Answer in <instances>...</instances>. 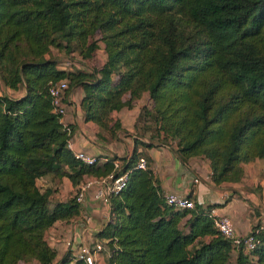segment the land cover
I'll list each match as a JSON object with an SVG mask.
<instances>
[{"label":"trees","instance_id":"obj_1","mask_svg":"<svg viewBox=\"0 0 264 264\" xmlns=\"http://www.w3.org/2000/svg\"><path fill=\"white\" fill-rule=\"evenodd\" d=\"M94 35L105 53L98 67L61 68L49 54ZM62 78L63 100L80 86L83 118L111 134L119 124L108 126L109 113L146 93L135 124L148 141L136 143L161 136L183 162L206 159L213 184L238 182L242 163L264 162V0H0V264H64L46 229L79 214L74 193L84 175L121 171L125 185L96 232L108 239L109 264H230L232 254L233 264H264L259 223L248 231L254 247L235 249L207 214L218 203H165L136 147L101 163L73 157L71 126L67 133L47 90ZM140 156L145 168L135 167ZM47 173L67 176L73 194L49 205V189L36 184Z\"/></svg>","mask_w":264,"mask_h":264},{"label":"crops","instance_id":"obj_2","mask_svg":"<svg viewBox=\"0 0 264 264\" xmlns=\"http://www.w3.org/2000/svg\"><path fill=\"white\" fill-rule=\"evenodd\" d=\"M7 92L9 93L8 89ZM81 95L82 88L80 86H74L68 91L65 100L66 110L59 118L62 125L71 126L70 139L74 150L94 155L98 157V163H101L113 155L128 157L136 147L139 155L145 154L149 158L152 177L161 191L175 192L184 196L189 194L192 201L202 206L218 203L215 206L217 211L230 217L235 231L239 235L246 234L256 223H264V207L259 209L258 215L251 208L255 206L252 196L256 189H248V192H244L243 189L236 186L239 184L238 182L213 184L207 176L209 168L206 159L200 156H191L186 162H183L173 151L172 144L155 141L151 146H145L135 142L136 139L148 141L146 136H142L136 131L135 124L141 106L148 105L149 100L146 93H143L140 98L132 100L130 105L109 113L108 126L114 125L115 122L119 124L112 134L106 129H100L94 121L83 118L79 105ZM64 169L67 170V167L64 166ZM194 178H197V181H194ZM253 179L254 177L250 178V180ZM36 184L40 190L49 189V205L56 201L66 200L74 192V186L65 175L56 176L47 173L38 177ZM257 185L260 186V189L264 186V177L254 183V187ZM258 191L264 198V193L261 190ZM92 195L93 187L87 190L85 203L80 205L79 214L68 220H56L46 229L47 243L56 247V258L63 253L62 244L58 242L60 238L71 236L79 232L80 229L100 228L106 222V213L109 209L98 200L93 199ZM239 198L249 199V205L245 201H238ZM84 215L91 217L90 221L85 224L81 222V217ZM16 264L35 263L19 261Z\"/></svg>","mask_w":264,"mask_h":264},{"label":"built area","instance_id":"obj_3","mask_svg":"<svg viewBox=\"0 0 264 264\" xmlns=\"http://www.w3.org/2000/svg\"><path fill=\"white\" fill-rule=\"evenodd\" d=\"M66 85V79L62 78L50 82L47 88L50 97L51 110L60 116L63 115L66 110L65 101L63 100ZM62 126L68 133L69 127L65 124ZM65 146L71 151L73 157L79 159L83 163L92 164L97 161V157L94 155L81 150H74L70 137L67 138ZM113 165L115 168H119L117 160L113 161ZM135 167H146L144 157L140 156L138 158ZM209 173L210 171L208 170V177ZM126 179L127 171H121L116 175L108 174L102 177L84 175L74 193V199L79 205L84 204L87 190L93 187V199L98 200L103 206L109 209L110 195L119 192L125 185ZM193 180L197 181V178H194ZM163 199L165 203L172 205L175 208H190L194 205L192 199L170 191L163 192ZM207 214L211 218L213 227H215L225 238H228L235 249L242 248L244 251H249L254 247L256 243L254 235L249 232L239 235L235 231L234 224L228 215L219 213L215 206H211L208 209ZM90 218L91 217L88 215H84L81 217V222L84 224L88 223ZM106 218V221L110 218L109 210L106 213ZM100 228L94 230L89 228L80 229L79 232H76L71 236L64 237L63 239L60 238L63 253L65 255L64 264H109L107 262V257L109 256L110 250L106 244L108 239L96 236V232ZM263 228L264 223H259L253 231L257 232Z\"/></svg>","mask_w":264,"mask_h":264},{"label":"rangeland","instance_id":"obj_4","mask_svg":"<svg viewBox=\"0 0 264 264\" xmlns=\"http://www.w3.org/2000/svg\"><path fill=\"white\" fill-rule=\"evenodd\" d=\"M97 37V35H94V37L92 38L89 37L83 44H79L76 40H73L70 44L72 48L70 52H66L64 49H56L55 47H52L49 51V54H52L55 58H58V67L61 68H82L89 70L93 67H98L104 61L105 53L103 50V43ZM92 39L95 41L96 46H91L90 43ZM116 78L117 76L113 75V80H115ZM8 91L11 94L18 93V90ZM159 138H161V136H159ZM158 139H153V142L159 141ZM242 167L243 174L241 179L238 181L239 184H237L236 186L243 189L244 192H248V188L254 187V183H257L260 178L264 177V162L262 158H255L246 163H242ZM253 177L254 179L250 180V178ZM257 186L254 187L256 191H254V195L252 196V201L255 206L251 207L253 209L252 211L255 212L256 215L259 214V209H262L264 207V198H262V195L260 191H258L259 188H257ZM238 201H245V203L249 205V199L239 198ZM64 237H62L61 239H63ZM61 239L58 241L59 243H61ZM233 259L234 256L232 254L230 257V264H233Z\"/></svg>","mask_w":264,"mask_h":264}]
</instances>
